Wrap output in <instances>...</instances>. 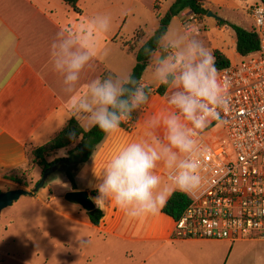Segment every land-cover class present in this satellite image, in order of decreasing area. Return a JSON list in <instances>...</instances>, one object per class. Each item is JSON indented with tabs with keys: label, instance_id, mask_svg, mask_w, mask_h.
<instances>
[{
	"label": "crops",
	"instance_id": "1",
	"mask_svg": "<svg viewBox=\"0 0 264 264\" xmlns=\"http://www.w3.org/2000/svg\"><path fill=\"white\" fill-rule=\"evenodd\" d=\"M198 1L207 9L205 0ZM84 4L85 0L79 1L81 12L78 13L62 0H0V181L7 180L4 178L7 173L25 167L29 161L28 152L58 135L74 117L68 110V97L63 91L62 78L51 69L49 48L58 31L74 29L90 18L83 9ZM106 4L105 1L96 2L93 7ZM190 14V10H185L178 16L183 17L184 23L185 17ZM124 27L125 24L115 21L114 30L101 38L96 59L82 73L78 94L87 91L86 85L92 79H103L105 71L118 76L121 73L131 74L136 65V55L118 39L119 31ZM134 35L135 32L125 40L134 38ZM149 37L145 33L141 44ZM112 42L122 46V57L131 55L132 64L110 59L107 46ZM220 51L232 62L228 52ZM237 56L239 59L242 57L238 53ZM125 64L130 66L125 67ZM143 81L152 89L158 88L150 80L143 78ZM166 106L165 94L152 93L149 103L138 110V122L131 130L120 127L115 134L106 135L90 160L77 170L76 190L95 192L97 196L94 163L99 175L105 163L125 144L146 138L145 121ZM79 121L85 130L92 128ZM158 173L166 182V170L161 167ZM72 190L71 185L65 194ZM32 198L55 214L95 227L102 234L104 246L114 244L110 252L104 253V264L110 262L114 258L110 255L115 253L123 261L122 264H264V237L237 242L174 239V218L164 213L163 208L154 216L129 219L109 203L102 210L104 217L97 227L90 222L88 215L79 219L46 204L39 194ZM65 202L80 206L66 199Z\"/></svg>",
	"mask_w": 264,
	"mask_h": 264
},
{
	"label": "clouds",
	"instance_id": "2",
	"mask_svg": "<svg viewBox=\"0 0 264 264\" xmlns=\"http://www.w3.org/2000/svg\"><path fill=\"white\" fill-rule=\"evenodd\" d=\"M111 27L108 15H96L74 29L56 33L49 48L51 69L62 78L69 112L107 135L147 105L151 86L132 75H109L87 83L78 94L82 73L100 51L101 38ZM150 77L165 87L166 107L145 121L146 138L130 141L105 163L94 185L96 205L119 208L129 219L159 214L171 195L192 194L202 184L201 166L206 149L202 133L230 109L229 85L222 81L210 49L192 29H171L147 50ZM166 170L162 180L159 168Z\"/></svg>",
	"mask_w": 264,
	"mask_h": 264
},
{
	"label": "rangeland",
	"instance_id": "3",
	"mask_svg": "<svg viewBox=\"0 0 264 264\" xmlns=\"http://www.w3.org/2000/svg\"><path fill=\"white\" fill-rule=\"evenodd\" d=\"M104 1L108 4L103 7H93L96 2ZM175 1L85 0L83 9L90 17L96 15L110 16L111 27L108 33L114 30L115 21L125 24V27L119 31L118 39L122 45L125 42L127 48H134L141 45L145 33L147 36H152L155 33L159 26V16L165 15ZM205 4L208 13L201 18L197 16V22L184 24L182 23L183 17L178 16L173 19L169 30L192 28L197 37L212 53L215 50L213 51L211 48L223 49L232 58V64L237 63L240 59L236 52V34L232 25L249 30L255 28L251 9L263 4L262 0H205ZM125 16L127 17L125 18ZM220 20L222 21L221 24H219ZM197 23L202 24V26H198ZM138 30L143 31V37L125 40ZM121 47L119 43L114 42L107 46L110 59L132 64L130 54L126 58L122 57ZM127 66L130 65L127 64ZM127 66L125 64V67ZM120 75L127 74L121 73ZM143 78L150 80L151 84L154 85L150 77V67L146 70ZM213 129L216 132H222L221 125H215ZM69 148L58 151L48 160L52 161L66 156ZM60 165L50 175L53 179L51 181L48 179L45 186L35 196H22L13 205L3 210L0 218V264H104L106 262L104 253L110 252L114 244L104 246L102 234H99L95 227L76 223L65 216L55 214L38 200L32 198L39 194L46 204L55 209L64 210L67 214L79 219L86 217V215L89 216L88 212L80 206L64 204L66 203L65 191L71 187V184ZM42 173V168L36 165L26 167L23 177L28 186H20L7 179L0 181V191L5 192L16 188L31 191L41 179ZM95 196L91 195L93 200ZM110 256H114V258L107 264L123 263L117 253Z\"/></svg>",
	"mask_w": 264,
	"mask_h": 264
},
{
	"label": "built area",
	"instance_id": "4",
	"mask_svg": "<svg viewBox=\"0 0 264 264\" xmlns=\"http://www.w3.org/2000/svg\"><path fill=\"white\" fill-rule=\"evenodd\" d=\"M262 3L251 9L260 49L219 71L222 81L229 85L230 109L222 114L226 123L221 125V133L214 131L217 124L213 122L201 135L206 149L202 184L198 191L184 193L190 202L184 213L174 218V239L237 242L264 237ZM196 19L191 13L184 24Z\"/></svg>",
	"mask_w": 264,
	"mask_h": 264
},
{
	"label": "trees",
	"instance_id": "5",
	"mask_svg": "<svg viewBox=\"0 0 264 264\" xmlns=\"http://www.w3.org/2000/svg\"><path fill=\"white\" fill-rule=\"evenodd\" d=\"M62 1L74 11L78 13L81 12L78 7L80 0ZM262 1L264 2V0ZM185 10H190L191 13L196 14L200 18L208 13V10L198 0H176L167 10L165 15L159 16V26L152 36H150L139 47H128V50L134 51L136 55V65L131 73L133 77L137 79L143 78L150 64L149 56L146 54L147 50L154 49L156 47L157 38L164 32L168 31L174 17L180 15ZM221 23L222 21L220 20L219 24ZM232 28L236 34L237 53L240 56L244 57L250 55L260 49L259 37L255 28L249 30L236 25H232ZM143 36V31L138 30L135 33L134 38L139 39ZM123 46L126 47L127 44L124 42ZM213 56L215 58V67L218 71L232 65L230 59L220 50H215ZM109 75L113 74L105 71L103 78H106ZM165 91L166 89L163 86H160L157 89L151 88V94L158 93L160 95H164ZM138 119L139 114L137 111L133 113L130 121L122 123L120 127L126 130H131L130 125L135 126ZM106 135L107 134L100 131L98 127H92L89 130H85L80 121L76 117H72L66 127L58 135L47 143L33 148L28 152L29 161L25 167L15 169L14 171L7 173L4 178L17 183L20 186H28L23 177L25 176L26 167L36 165L42 168V171L44 172L49 169L53 163L62 161L60 168L65 172L66 178L72 185V188L76 190L78 188L76 183L77 170L80 165L90 160L98 145L104 140ZM72 145L74 146L71 147ZM67 148L69 149L65 157H59L52 161L48 160L49 157L57 154L58 151ZM48 179L51 181L53 177L50 176ZM36 193L37 192H35L34 188H32L30 195L35 196ZM91 195L95 196L96 193L91 192ZM189 202L190 199L187 195L176 191L171 195L166 205L163 207V212L173 218H178L184 213ZM88 214L90 222L94 226H100L104 217L102 209L97 206L92 214Z\"/></svg>",
	"mask_w": 264,
	"mask_h": 264
},
{
	"label": "water",
	"instance_id": "6",
	"mask_svg": "<svg viewBox=\"0 0 264 264\" xmlns=\"http://www.w3.org/2000/svg\"><path fill=\"white\" fill-rule=\"evenodd\" d=\"M211 14V13H209ZM62 161L55 162L49 169L42 173L41 179L35 185V192H38L45 186L48 177L53 174ZM31 191L24 188H16L0 193V218L4 209L10 207L22 196L30 195ZM65 199L73 204L80 205L85 211L92 214L97 207L90 193L86 190H72L65 194Z\"/></svg>",
	"mask_w": 264,
	"mask_h": 264
}]
</instances>
